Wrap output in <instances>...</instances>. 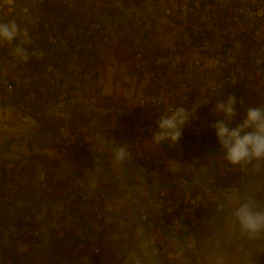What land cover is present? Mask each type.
Wrapping results in <instances>:
<instances>
[{
	"label": "crops",
	"instance_id": "0c3cea01",
	"mask_svg": "<svg viewBox=\"0 0 264 264\" xmlns=\"http://www.w3.org/2000/svg\"><path fill=\"white\" fill-rule=\"evenodd\" d=\"M188 1L189 17L180 21L175 0H0V23L14 19L32 37L25 46L27 61L12 54L19 40L0 45V242L5 247L0 255L7 261L264 264V229L248 232L215 211L210 214L212 236L188 246L187 218L180 221V233L171 232L186 194L200 197L201 212L213 208L206 170L229 182L230 210L247 198L255 211L264 212V160L231 164L211 127L221 118L213 111L215 104L229 95L241 101L232 126L247 108L264 106V36L251 33L252 26H264V0ZM16 3L30 4L31 11L15 12ZM141 18L153 26L147 37L134 27ZM50 27L66 37L76 33L78 47L72 46L66 67L54 71L69 89L66 106L46 94L42 78ZM89 27L110 37L101 50L84 37ZM190 69L198 75L186 80L181 70ZM6 81L14 83L11 98L1 93ZM217 83L212 96L210 88ZM149 92L164 100L174 92L192 94L190 110L198 108L178 144L152 141L163 109L131 106V98ZM198 127L205 141L195 135ZM114 137L139 140L120 163ZM88 152L100 155L98 165L86 159ZM80 186L96 193L98 211L92 215L85 216L72 197ZM133 197L149 212L145 224L132 212ZM35 226L47 231L35 238L30 230ZM36 240L42 242L39 249Z\"/></svg>",
	"mask_w": 264,
	"mask_h": 264
},
{
	"label": "built area",
	"instance_id": "2783aa9c",
	"mask_svg": "<svg viewBox=\"0 0 264 264\" xmlns=\"http://www.w3.org/2000/svg\"><path fill=\"white\" fill-rule=\"evenodd\" d=\"M176 9L175 14L178 20L184 21L189 17L190 6L188 0H175ZM1 7V6H0ZM30 4H20L16 3L13 5V10L15 12H20L23 14H28L31 11ZM260 8L255 11L259 14ZM240 11V10H239ZM166 14L172 15L170 10H166ZM225 15V10L223 7L220 8L218 16L223 19ZM134 27L137 29V33L142 37H147L152 33L153 26L146 19H137L134 22ZM21 29L26 28L23 24ZM83 35L87 39H91L97 43V48L101 50L110 40V37L106 34L100 33L96 30V27H89L82 31ZM251 33L254 36H264V26H252ZM45 43L49 47V52L46 54L43 66H42V78L45 85V92L48 96L56 98L62 106H66L70 98V92L68 87L64 82L55 77L54 71L59 67H66L69 52L74 45L78 47L76 33L71 37H66L61 29L57 27H50L47 29L45 36ZM4 45V43H0ZM195 65H199V61H195ZM77 72L73 71L75 75ZM181 75L184 79L189 80L198 75L195 70H181ZM219 83L214 84L210 88V95L213 96V92L217 90ZM15 87L12 81H6L2 88V96L4 98H11L15 95ZM193 96L190 92H174L166 100L162 99L155 92H149L146 95L139 97H133L130 99V104L132 107L139 108L142 106L150 105L152 107H160L166 113L173 107H185L190 110V104ZM195 135L199 136L202 140L205 139V131L202 127H198L195 130ZM115 146L127 145L128 150H133L138 147L139 140L132 138H113ZM89 159L93 165H98L100 163V155L94 152H88L86 159ZM181 183V180H177ZM206 184L210 186L213 193V208L211 211H200L201 199L192 194L185 195V201L179 208V216L174 217L171 221V232L173 234L180 233L181 219L187 218L189 221V228H192L195 234V240L203 239L206 235H211L214 233L213 227L210 222V214L215 211L222 217L223 220L229 223L239 224L238 219L235 216V211L230 210L227 206V200L229 196V182L227 180H220L215 176L211 175L206 178ZM163 194V191L160 192ZM73 199L80 202V207L83 209L85 216H89L97 212L95 208L94 199L96 193L90 190L87 186H80L76 193L73 194ZM243 203H248L251 205L253 201L251 199L243 200ZM130 206L132 212L135 214L139 224H145L149 220V212L147 208L139 201L138 197H133L130 200ZM31 233L36 238L37 236L45 233L47 231L46 227L35 226L31 227ZM211 238V241L217 245L219 240L217 238ZM34 247L39 249L42 247V242L40 240L34 241ZM139 264L143 263V260L138 261Z\"/></svg>",
	"mask_w": 264,
	"mask_h": 264
},
{
	"label": "clouds",
	"instance_id": "9594fccd",
	"mask_svg": "<svg viewBox=\"0 0 264 264\" xmlns=\"http://www.w3.org/2000/svg\"><path fill=\"white\" fill-rule=\"evenodd\" d=\"M19 40L12 50V54L22 61L30 58L27 47L32 43V37L27 28L21 29L16 20L0 23V43L12 44ZM33 56H43L42 51H33ZM237 101L235 95H229L226 100H218L213 109L219 119L211 125L215 129L216 137L225 150L226 159L233 165L252 163L264 160V106L247 108L243 119L232 126L237 117ZM197 106L191 110L185 107H173L159 117L156 122V130L152 134L153 143L159 145L163 142L178 144L182 138V132L186 125L195 118ZM25 120L35 124L31 117ZM116 162H123L130 156L127 145L114 148ZM242 228L248 232L256 233L264 229V212L255 211L250 204L243 203L235 211Z\"/></svg>",
	"mask_w": 264,
	"mask_h": 264
},
{
	"label": "water",
	"instance_id": "95a60500",
	"mask_svg": "<svg viewBox=\"0 0 264 264\" xmlns=\"http://www.w3.org/2000/svg\"><path fill=\"white\" fill-rule=\"evenodd\" d=\"M184 240H185V242H186V244L188 246H190L191 244H194V242H195V234H194V231L190 230L187 233H185Z\"/></svg>",
	"mask_w": 264,
	"mask_h": 264
},
{
	"label": "rangeland",
	"instance_id": "374dc122",
	"mask_svg": "<svg viewBox=\"0 0 264 264\" xmlns=\"http://www.w3.org/2000/svg\"><path fill=\"white\" fill-rule=\"evenodd\" d=\"M4 244L0 242V249H4ZM7 257H4L3 255H0V264H4V263H7V264H12L10 263L9 261H7Z\"/></svg>",
	"mask_w": 264,
	"mask_h": 264
},
{
	"label": "trees",
	"instance_id": "16d2710c",
	"mask_svg": "<svg viewBox=\"0 0 264 264\" xmlns=\"http://www.w3.org/2000/svg\"><path fill=\"white\" fill-rule=\"evenodd\" d=\"M205 175L208 177V176H211L213 175L211 172H208L207 170L205 171ZM192 230V228H188L186 231H190Z\"/></svg>",
	"mask_w": 264,
	"mask_h": 264
}]
</instances>
